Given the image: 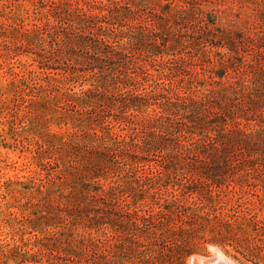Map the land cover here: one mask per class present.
<instances>
[{"label": "rangeland", "instance_id": "rangeland-1", "mask_svg": "<svg viewBox=\"0 0 264 264\" xmlns=\"http://www.w3.org/2000/svg\"><path fill=\"white\" fill-rule=\"evenodd\" d=\"M97 4L120 9L102 37L119 54L167 68L137 95L179 80L169 92L203 107L122 98L111 75H131L130 59L98 60L52 28L57 7L76 22L74 9ZM126 7L158 36L131 29ZM200 17L211 35H197ZM153 109L179 119L160 153L115 164L114 144L140 143ZM216 249L264 264V0H0V264H191Z\"/></svg>", "mask_w": 264, "mask_h": 264}, {"label": "trees", "instance_id": "trees-1", "mask_svg": "<svg viewBox=\"0 0 264 264\" xmlns=\"http://www.w3.org/2000/svg\"><path fill=\"white\" fill-rule=\"evenodd\" d=\"M126 12L131 17H126L124 16V21H127L128 19L130 22L136 21V25H132L131 29H136V30H141L143 34L147 32L149 37L156 38L158 34L155 32L156 30L154 29V26L152 24V20L150 17H147L139 12H134L132 11L129 7L124 8ZM56 10H60L62 14L59 15L58 19L56 21V25L53 26L52 28H56L59 24L65 25L68 27V29L71 30V35L75 38V42L80 46V48L83 51H86L90 56L97 58L98 60L101 61H110L113 64H118L120 61V56L127 59H130V62L132 66V71L133 73L131 75H124L120 74L117 76L116 73L111 75V77L114 76V85H120L119 87H122V90L125 91V94H120L121 97L126 95L128 96L129 94L133 95L138 101H140L142 104H144L146 107L150 106H159V107H168V106H173L175 108L178 107L179 103V98L180 100L186 102V101H191L195 106H198L200 108L203 107L204 103L203 101L200 100H192L191 98H187L186 96L179 97L178 94L173 92L174 94H171L168 90L169 88H172L173 86H176L179 84V80L174 82L171 80L168 84H164L162 86V89L159 90V87L157 86L156 83H148L146 88L143 89V92L140 94H136L138 90L136 91L135 87L140 86L142 84V81L140 78L146 77L147 79H155L156 76H161L166 73V71L161 72L158 70V68H162L163 70L167 68L161 63H156L157 61H149V57L143 55H140V59L142 63H148V65L151 67V69L154 70L156 74L150 73V71L147 69V67L144 64H140L136 59L133 57H127L123 54H119L115 49L114 46L109 44V41H105L104 36H106V32H111L114 33L116 31V24L115 22L119 19V12L120 9L117 7V5H112L106 6L103 4L100 5H91L88 10H83L76 8L73 11L74 14H76L77 21L79 22H74L73 20H69L73 15L70 13V10L62 7H57ZM97 12V13H96ZM187 11H183V13H186ZM62 15H64L62 17ZM210 16H207L208 21L212 24H214L215 18L218 17L216 14H209ZM65 18V19H64ZM108 18H110L108 20ZM105 21H109L106 23ZM114 21V22H112ZM176 25L179 26V11L176 12V19H175ZM87 24V25H85ZM103 25H110L112 28L104 27ZM170 30L175 29L172 25H169ZM89 31L88 37L85 36L86 31ZM97 30L98 34L94 33V31ZM179 33V29L176 31ZM197 35L198 36H203V34H206L207 36L212 34V31L209 29V25L207 22L204 21V17H200L197 19ZM61 42H65V39L62 38ZM91 43V44H90ZM71 45V42H70ZM72 47H74L72 45ZM120 55V56H119ZM116 57H118L116 59ZM163 62V61H162ZM161 63V64H160ZM91 64V63H89ZM171 71H179V62L175 63L174 68L170 69ZM174 78L178 79L179 78V72L177 74L170 73ZM168 86V88H167ZM145 87V86H142ZM107 93L101 95V96H106ZM123 98V97H122ZM133 99V98H132ZM129 100V99H128ZM163 100L165 102H163ZM135 102V101H134ZM123 105L125 107L129 106V103L125 99L123 102ZM164 112L160 113L157 112L155 109L150 111L151 113H147L144 118L140 121L139 125H135L138 130V138L140 139V143L136 142L131 145H128L124 142H116L114 144V150H110L112 152V161L115 164H120L118 162L119 159L121 160H127L130 157H134V159L141 160L138 158V152L143 151L145 149H148L146 153H149L148 155L151 154V150L153 151L154 154L156 152H159L162 150L160 147L159 142H155L156 139L158 138H163L161 135V129L165 127V125H173L174 123L179 124V119H173L168 116H163L161 114L166 113L167 111L163 110ZM169 111V110H168ZM177 116L179 115V112L175 113ZM212 115V114H211ZM132 116V115H131ZM184 126L187 127L186 124ZM135 127L133 130H135ZM246 136V134H245ZM160 153V152H159ZM155 156V155H153ZM153 218V217H152Z\"/></svg>", "mask_w": 264, "mask_h": 264}, {"label": "water", "instance_id": "water-1", "mask_svg": "<svg viewBox=\"0 0 264 264\" xmlns=\"http://www.w3.org/2000/svg\"><path fill=\"white\" fill-rule=\"evenodd\" d=\"M191 264H221V263L216 261L215 257L209 260H203V258L195 257L191 260Z\"/></svg>", "mask_w": 264, "mask_h": 264}, {"label": "bare ground", "instance_id": "bare-ground-1", "mask_svg": "<svg viewBox=\"0 0 264 264\" xmlns=\"http://www.w3.org/2000/svg\"><path fill=\"white\" fill-rule=\"evenodd\" d=\"M213 251H215L213 253H215L216 261H218L221 264H231V263H229V260H227L224 256H222L223 254H221L220 251L218 252L217 249L213 250ZM204 260H206V259H204Z\"/></svg>", "mask_w": 264, "mask_h": 264}]
</instances>
